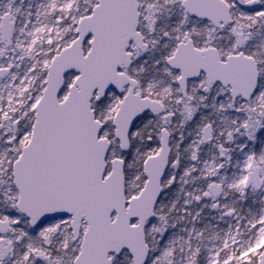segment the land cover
Returning <instances> with one entry per match:
<instances>
[{"label":"snow or ice","instance_id":"obj_1","mask_svg":"<svg viewBox=\"0 0 264 264\" xmlns=\"http://www.w3.org/2000/svg\"><path fill=\"white\" fill-rule=\"evenodd\" d=\"M0 264H264V0H0Z\"/></svg>","mask_w":264,"mask_h":264}]
</instances>
